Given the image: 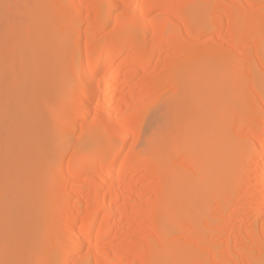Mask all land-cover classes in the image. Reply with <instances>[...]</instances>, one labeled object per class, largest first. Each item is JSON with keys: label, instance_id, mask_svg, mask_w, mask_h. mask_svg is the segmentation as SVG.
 <instances>
[{"label": "bare ground", "instance_id": "bare-ground-1", "mask_svg": "<svg viewBox=\"0 0 264 264\" xmlns=\"http://www.w3.org/2000/svg\"><path fill=\"white\" fill-rule=\"evenodd\" d=\"M0 264H264V0H0Z\"/></svg>", "mask_w": 264, "mask_h": 264}]
</instances>
